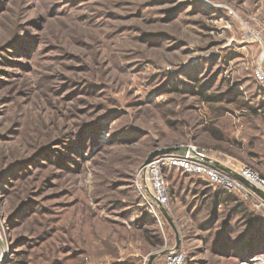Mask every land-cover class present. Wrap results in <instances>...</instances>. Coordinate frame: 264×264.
<instances>
[{
	"label": "rangeland",
	"instance_id": "1",
	"mask_svg": "<svg viewBox=\"0 0 264 264\" xmlns=\"http://www.w3.org/2000/svg\"><path fill=\"white\" fill-rule=\"evenodd\" d=\"M190 145L230 189L173 167L154 204L146 159ZM245 168L264 179V0H0V264H264Z\"/></svg>",
	"mask_w": 264,
	"mask_h": 264
},
{
	"label": "built area",
	"instance_id": "2",
	"mask_svg": "<svg viewBox=\"0 0 264 264\" xmlns=\"http://www.w3.org/2000/svg\"><path fill=\"white\" fill-rule=\"evenodd\" d=\"M259 75L260 73H257L259 79H262V76ZM207 155L204 149L190 145V147H187L184 151H180L178 154L156 156L144 165L146 186L154 204L164 206L168 202L167 183L164 172L165 169L173 167L189 174L202 176L216 185H223L230 189L231 184L228 181L226 171L215 168L213 164H208ZM245 169L246 174L248 176L254 175L257 182L264 181V179L258 177L252 171H249L247 168ZM258 207H264V197L259 199ZM160 254V257L157 258L154 264H181L184 259L182 253L174 249H166Z\"/></svg>",
	"mask_w": 264,
	"mask_h": 264
},
{
	"label": "water",
	"instance_id": "3",
	"mask_svg": "<svg viewBox=\"0 0 264 264\" xmlns=\"http://www.w3.org/2000/svg\"><path fill=\"white\" fill-rule=\"evenodd\" d=\"M184 151V149H175V148H168V149H165L164 151H162V152H165V153H168V152H172V151ZM158 153H160V152H156V153H153V154H151L147 159H146V161H145V163H144V165H146L155 155H157ZM244 182H246L247 180H244V179H242ZM257 190V189H256ZM258 192H259V194L262 196V197H264V193H262L261 191H259V190H257Z\"/></svg>",
	"mask_w": 264,
	"mask_h": 264
},
{
	"label": "bare ground",
	"instance_id": "4",
	"mask_svg": "<svg viewBox=\"0 0 264 264\" xmlns=\"http://www.w3.org/2000/svg\"><path fill=\"white\" fill-rule=\"evenodd\" d=\"M244 172H245V174L247 173L246 171H244ZM250 179H251L252 181H253V180H254V181H255V180L257 181V179L255 178L254 175H249V180H250ZM258 181H259V180H258ZM258 183H259L260 186H262V187L264 188V181H263V180H262V181H259Z\"/></svg>",
	"mask_w": 264,
	"mask_h": 264
},
{
	"label": "crops",
	"instance_id": "5",
	"mask_svg": "<svg viewBox=\"0 0 264 264\" xmlns=\"http://www.w3.org/2000/svg\"><path fill=\"white\" fill-rule=\"evenodd\" d=\"M216 166V165H215ZM224 171H226V170H224Z\"/></svg>",
	"mask_w": 264,
	"mask_h": 264
}]
</instances>
